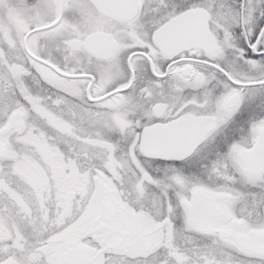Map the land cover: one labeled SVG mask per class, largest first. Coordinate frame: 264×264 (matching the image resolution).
I'll list each match as a JSON object with an SVG mask.
<instances>
[{"label":"snow or ice","instance_id":"1","mask_svg":"<svg viewBox=\"0 0 264 264\" xmlns=\"http://www.w3.org/2000/svg\"><path fill=\"white\" fill-rule=\"evenodd\" d=\"M0 264H264V0H0Z\"/></svg>","mask_w":264,"mask_h":264}]
</instances>
